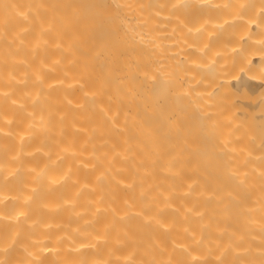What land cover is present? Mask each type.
Wrapping results in <instances>:
<instances>
[{
	"label": "bare ground",
	"instance_id": "bare-ground-1",
	"mask_svg": "<svg viewBox=\"0 0 264 264\" xmlns=\"http://www.w3.org/2000/svg\"><path fill=\"white\" fill-rule=\"evenodd\" d=\"M0 264H264V0H0Z\"/></svg>",
	"mask_w": 264,
	"mask_h": 264
}]
</instances>
